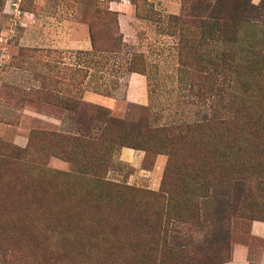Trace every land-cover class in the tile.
Instances as JSON below:
<instances>
[{
  "label": "rangeland",
  "instance_id": "obj_1",
  "mask_svg": "<svg viewBox=\"0 0 264 264\" xmlns=\"http://www.w3.org/2000/svg\"><path fill=\"white\" fill-rule=\"evenodd\" d=\"M12 1L0 0V36L6 38L0 40V55L5 50L0 119L8 125L6 136L0 137V264H137L126 231L115 229L113 238L100 237L109 221L100 219L101 208L93 211L89 200L99 192L95 186L103 173L100 179L89 177L83 162L105 169L113 184L136 188L137 199H152L153 211H158L154 214L165 215L162 224L175 219L174 232L168 235L178 246L172 264H219L241 241L264 249V241L249 235L250 223L264 220V157L254 160L255 170L248 172L244 189L237 190L239 209L222 220L217 207L227 197L219 188H210L206 197L193 198L195 205L181 210V202L190 198L188 183L199 181L193 177L195 167L189 166L199 157L184 156L166 170L168 156L160 155L163 161L157 167L152 152L131 161L132 166L120 161L119 144H108L112 126L104 124L106 116L129 124L141 119L173 124L220 114L234 104L228 89L217 104L211 99L200 103L188 93L178 69L179 36L170 31L169 17L180 13L182 0H20V14L13 12ZM106 7L117 12L125 43L117 53L95 50L91 40L98 48L108 42L107 29L93 17ZM250 31L246 27L242 35ZM260 41L257 47H262ZM135 54L142 56L141 62L137 59L140 71L145 69L134 72L146 78V104L126 99L133 73L127 67ZM66 88L80 100L72 108ZM96 94L106 98L103 103L89 100ZM87 130L85 137L91 141L85 144L79 138ZM18 131L27 140L25 146L13 141L12 132ZM207 154L214 156L212 150ZM173 192L180 209L171 207ZM157 195L164 197L155 202ZM123 198L133 204L128 191ZM117 218L124 224L127 215Z\"/></svg>",
  "mask_w": 264,
  "mask_h": 264
},
{
  "label": "trees",
  "instance_id": "obj_2",
  "mask_svg": "<svg viewBox=\"0 0 264 264\" xmlns=\"http://www.w3.org/2000/svg\"><path fill=\"white\" fill-rule=\"evenodd\" d=\"M96 13L93 15L94 21L99 22V25L102 23L107 29L108 42L104 48H98L91 38L93 48L102 52H119L125 43L117 12L106 7L97 9ZM169 17L173 27L170 31L179 36L178 69L182 73L188 93L200 103L211 99V104H217L222 92L228 89L234 95V104L220 114L214 111L200 119L173 124L152 125L142 119L129 124L114 116L104 115V124L109 123L112 126L109 127L110 133L105 132L108 144H111V147L112 144H119L121 148L126 146L139 149L145 154L153 152V161L157 155L166 154V170L184 156V159L187 156L191 159L193 156L199 157L194 161V166L189 165L195 167L193 177H197L199 181L188 183L190 198L181 202V210L195 205L193 198L206 197L210 188H219L227 197L221 198L218 203L220 206L217 207L218 211H222V220H225L231 210L236 212L239 209L240 200L234 198L237 197L238 188L244 189L248 172L255 170L254 160L259 156L264 157V46L260 41L264 40V0L258 3L253 0H182L180 13ZM92 27L90 23L91 30ZM246 27L251 28V34L242 35ZM244 41L248 45L246 49L250 52L243 48ZM259 41L262 47H257ZM137 59L141 62L142 56L133 55V60L128 62L127 68L132 72L141 73L145 69L141 67L140 71ZM86 74L84 70L83 78ZM67 88V102L70 104L69 108H72L71 104L76 106L80 100L75 101ZM81 105L85 107L86 103L81 101ZM221 106L223 107L222 102ZM100 107L98 108L101 109ZM175 129L178 130L174 131ZM102 130L104 134L105 129ZM88 133L89 131L85 134L81 132V138L78 137L85 144L91 141L85 137ZM211 150L214 156L207 154ZM82 169L89 177H96L95 179H100L103 173L100 181L97 180L98 187L95 186L99 192L94 193L93 202L89 200L93 211L101 208L98 214L100 219L109 221L106 228L99 233L100 237L103 240L111 239L115 229L118 233L124 230V235H128L133 242L135 263L172 264L170 261L177 255L178 246L169 241L168 235L174 232L175 219L173 218V223L168 220L162 224L165 215L158 217L154 214L158 211H153L152 199H137L139 191L136 188L108 181L104 176L106 170L100 166L93 164L90 167L88 163L83 162ZM79 189L82 190V186ZM113 190L115 192L112 194ZM125 190L132 194L133 204L130 206L123 198L124 192L127 193ZM174 193H171V207L180 209ZM82 194L80 192L78 196ZM160 197L161 195H157V198H153L158 202ZM161 211L163 210L159 212ZM122 214L127 215V219L123 220L124 224L117 218ZM145 241L149 242L147 247L143 243ZM145 257L147 261H144Z\"/></svg>",
  "mask_w": 264,
  "mask_h": 264
},
{
  "label": "crops",
  "instance_id": "obj_3",
  "mask_svg": "<svg viewBox=\"0 0 264 264\" xmlns=\"http://www.w3.org/2000/svg\"><path fill=\"white\" fill-rule=\"evenodd\" d=\"M147 85H146V78L142 74L138 73H131L128 76V85H127V96L126 98L130 102L138 103V104H146L148 100L147 95ZM89 96V95H88ZM131 96V97H129ZM84 98V97H83ZM103 99H106L98 94L91 95L90 101L94 103H103ZM7 127L8 125L5 124L4 121L0 119V137H5L7 134ZM13 134V141L15 144L20 146L26 145V138L21 131L17 133L12 132ZM144 151L139 149H134L131 147H122L119 151V159L120 161H125L131 164V161L138 160L140 161L145 153ZM157 155L156 162L157 167H160L162 163V159ZM133 166V165H132ZM249 235L252 238L259 239L264 241V220L262 219H254L249 225ZM264 264V249L256 250L253 245L248 242L241 241L236 242L233 244L231 249V256L230 258L223 262L222 264Z\"/></svg>",
  "mask_w": 264,
  "mask_h": 264
},
{
  "label": "built area",
  "instance_id": "obj_4",
  "mask_svg": "<svg viewBox=\"0 0 264 264\" xmlns=\"http://www.w3.org/2000/svg\"><path fill=\"white\" fill-rule=\"evenodd\" d=\"M19 1L20 0H13L11 2V6L13 7V12L16 13V14H20L21 13V11L19 9ZM0 40L1 41L3 40L2 36H0ZM3 41H6V38ZM4 59H5V50H2V53L0 55V70H1V68L3 66Z\"/></svg>",
  "mask_w": 264,
  "mask_h": 264
}]
</instances>
